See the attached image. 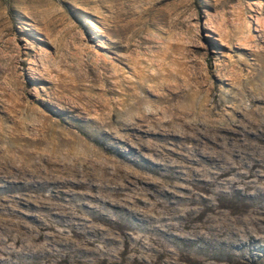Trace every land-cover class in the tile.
<instances>
[{"label": "rangeland", "instance_id": "obj_1", "mask_svg": "<svg viewBox=\"0 0 264 264\" xmlns=\"http://www.w3.org/2000/svg\"><path fill=\"white\" fill-rule=\"evenodd\" d=\"M250 109L264 123V0H0V238L33 243L35 264L61 250L77 264L148 259L190 195L193 214L218 201L194 185L189 146ZM255 189L246 200L264 204ZM230 191L220 209L245 210ZM258 224L247 250L159 241L163 262L264 264Z\"/></svg>", "mask_w": 264, "mask_h": 264}, {"label": "bare ground", "instance_id": "obj_2", "mask_svg": "<svg viewBox=\"0 0 264 264\" xmlns=\"http://www.w3.org/2000/svg\"><path fill=\"white\" fill-rule=\"evenodd\" d=\"M241 120L248 121L249 123H247L246 125L245 123L237 124V122H240ZM261 120L262 119L259 116H256L252 113L251 109L245 110L238 118V120H236V123L228 124L229 127L217 128L216 130H218L220 133H213L211 135L213 141H210L206 136H204L207 140L203 144V146L199 144H191L189 146V149H187V160L192 162L195 159H199L202 162L199 163L196 160L195 166L197 167L196 169H194L193 167V171L196 177V183L194 185L199 186V184L201 183V186L204 189L212 188L213 196L218 200L217 203H213L210 198H203L200 200V204H202L201 207L197 210L196 214H193L191 213L193 208H191L189 205L196 203V200L193 196L190 195V199L185 202L187 207H181L184 213L179 214L180 221L176 225H172L173 223L161 224V226H164L165 228L158 231L154 238H152L151 236L152 240L148 244L152 249L148 250L153 252L154 255L151 256L145 254L146 256H148V259H144L143 257H136L135 255L131 256L128 264H166L165 262H163L165 259H163L164 255L161 252L159 241L160 244L164 246L167 244V241H171L172 243H174L175 239L177 238H182L183 240L187 241V244H189L195 241L193 238L189 239L192 236L196 239H201L204 241L219 237L225 238V243H231L233 245L238 244L240 248H245V244L243 245L241 241L245 238H250L252 232L261 230V227L258 224V220L261 218V216L264 215V204L257 203L255 200H246L249 196L247 192L248 189L257 190L255 189L257 187L264 189V153L252 154L251 152H248L249 147L254 146L257 142H264V123H262ZM240 128H244V131H242ZM196 155H201L203 159L201 157L195 158L194 156ZM249 158L250 160L248 161ZM245 163L246 166H244ZM258 167H262V169H257ZM188 188L190 187L188 186ZM227 189H230V192H232L233 194L240 195L236 198L240 202L246 203L244 205L246 206L245 210L223 211L220 209L222 198L226 197L225 192ZM167 203L168 204L166 205L169 206L172 205L174 201H168ZM175 203L178 204L177 201H175ZM243 212H245V218L243 216L242 218L238 215H233V213L239 214ZM196 219L200 220L201 222L197 225L190 226L189 224H192L191 221ZM43 226L41 228H44ZM9 227V230L13 231V226L11 227L9 225ZM180 227L190 228L186 232H183L182 229V232L176 234V236L166 234L172 233V230H181ZM156 229L159 230V228ZM17 231L18 229L16 230V232ZM165 235H168L169 237H167L166 239H159L160 237H164ZM70 242L72 241L62 243V241L58 240L54 243H58V246H63ZM72 245L73 244H71V246ZM33 248H35L33 247V243H29L28 241L26 245H21V248L18 249L16 246V241L14 240V236L8 234L6 238H0V264H35V260L25 261L24 259V256L32 254ZM25 249H27L26 255L23 253ZM36 249L37 250L34 252L37 253L38 249L40 248ZM43 249H45L46 251H50L49 247H44ZM162 249H167V247H163ZM245 250L247 249L245 248ZM102 251H104L105 253L108 252V250H100V253ZM118 252L120 255L124 253L122 250ZM228 253L233 254V252ZM68 255H70V251L61 250L59 253V257H55L52 259V264H77L74 260L69 259ZM104 261L105 258H103V262ZM122 261L123 259L119 257L117 264H124ZM167 264L182 263H180L179 260L177 261L176 259L171 257L167 261Z\"/></svg>", "mask_w": 264, "mask_h": 264}]
</instances>
